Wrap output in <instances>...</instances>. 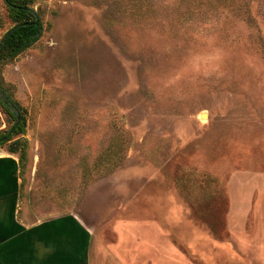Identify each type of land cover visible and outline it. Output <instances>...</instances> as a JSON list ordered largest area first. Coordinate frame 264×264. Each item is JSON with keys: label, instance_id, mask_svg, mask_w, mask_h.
Segmentation results:
<instances>
[{"label": "rangeland", "instance_id": "374dc122", "mask_svg": "<svg viewBox=\"0 0 264 264\" xmlns=\"http://www.w3.org/2000/svg\"><path fill=\"white\" fill-rule=\"evenodd\" d=\"M32 1L16 219L72 220L86 264H264V0Z\"/></svg>", "mask_w": 264, "mask_h": 264}, {"label": "crops", "instance_id": "0c3cea01", "mask_svg": "<svg viewBox=\"0 0 264 264\" xmlns=\"http://www.w3.org/2000/svg\"><path fill=\"white\" fill-rule=\"evenodd\" d=\"M6 162L0 160V264H86L87 238L72 220L28 226L16 219L15 167Z\"/></svg>", "mask_w": 264, "mask_h": 264}, {"label": "trees", "instance_id": "16d2710c", "mask_svg": "<svg viewBox=\"0 0 264 264\" xmlns=\"http://www.w3.org/2000/svg\"><path fill=\"white\" fill-rule=\"evenodd\" d=\"M6 18L10 26L0 37V111L6 115L10 128L0 135V140L11 131V136L0 141V147L6 145L9 154L24 155V144L19 138L25 131V112L14 99L11 89L3 79L2 71L6 65L14 61L41 38L44 23L41 13L33 6L32 0H2ZM3 20L0 15V26Z\"/></svg>", "mask_w": 264, "mask_h": 264}, {"label": "water", "instance_id": "95a60500", "mask_svg": "<svg viewBox=\"0 0 264 264\" xmlns=\"http://www.w3.org/2000/svg\"><path fill=\"white\" fill-rule=\"evenodd\" d=\"M11 136V131L7 134V136L5 138H3L2 140L0 141H5L7 138H9Z\"/></svg>", "mask_w": 264, "mask_h": 264}]
</instances>
